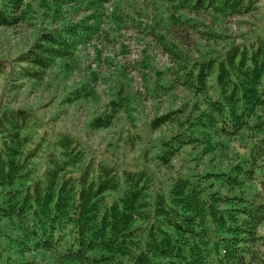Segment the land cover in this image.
Listing matches in <instances>:
<instances>
[{
	"label": "trees",
	"instance_id": "trees-1",
	"mask_svg": "<svg viewBox=\"0 0 264 264\" xmlns=\"http://www.w3.org/2000/svg\"><path fill=\"white\" fill-rule=\"evenodd\" d=\"M261 7L260 24L244 35L214 28ZM71 12L81 17L69 20ZM22 23L34 32L28 49L0 62V78L10 69L0 109V264H264V0H0V28ZM176 26L217 46L199 45L194 56L170 36ZM128 31L169 57L158 70L142 52L150 99L183 91L178 108L142 121L149 135L169 128L144 142L142 157L149 149L167 166L176 156L187 170L174 179L118 165L74 134L60 132L43 150L44 121L8 105L22 82L41 87L51 72L81 68L82 47L103 40L122 51ZM111 82L93 131L134 122L140 96L129 80ZM96 97L84 79L64 88L61 112Z\"/></svg>",
	"mask_w": 264,
	"mask_h": 264
},
{
	"label": "rangeland",
	"instance_id": "rangeland-1",
	"mask_svg": "<svg viewBox=\"0 0 264 264\" xmlns=\"http://www.w3.org/2000/svg\"><path fill=\"white\" fill-rule=\"evenodd\" d=\"M262 7L256 12L232 17L223 25L213 27L219 29L221 33L231 39L244 35L260 24ZM80 17V13L71 12L68 19L78 20ZM200 19L204 26L211 27L209 19H203L202 17ZM170 36L194 56L201 50L199 45L207 48L217 46V43L207 42L193 31L184 30L178 26L171 28ZM33 37L32 25L28 23L18 24L10 28H0V62H8L26 51ZM122 42L124 46L122 51L119 49V45L114 44L111 46L103 40L80 48L78 51L80 53L79 60L76 65L80 64L81 68H74L70 73H67V70L51 72L50 79H47L41 87L33 86L28 80L22 82L21 86L11 93L8 105L31 109L39 119L44 121L50 134L44 142L43 150L53 146L55 139L61 136L60 132L74 134L83 140L93 152L118 165L141 166V164H146L160 180L174 179L178 174L187 170V168H180L182 161L176 159V156L167 166L151 159L149 149L145 162L142 157V153L146 149L144 142L147 144L150 138H156L160 132L167 133L169 128H158L149 135L144 127L146 124L142 121L153 116L158 117L171 108H178L184 96L183 91L176 89L173 95L169 97L162 96L163 98L153 102L148 96L142 80V74L146 75V70L141 66L144 57L142 52L146 50L149 54L147 62H150L153 58L155 59L158 70H164L169 65L168 54L164 53L161 47L153 44L150 38L135 36L133 31L125 32ZM111 62H113V65L124 68L125 74L123 76L115 74ZM8 74L5 80L0 78L1 107L5 102L8 90L10 69ZM84 79H88V83L93 87L97 97L85 104L68 107L61 112L64 107L60 106L59 102L64 96V88L73 87L83 82ZM111 80L121 83H125L127 80L130 81L132 90L140 96L139 105H137L138 111L132 113L135 118L133 119L134 122H130L129 119L124 117L109 131L100 129L93 131L89 128L88 122L92 114L104 109L107 99L111 97V94L109 96L104 94L108 92V86L112 88L113 83ZM51 120L53 122H50ZM41 134L39 133V135ZM137 134L141 136L142 141L137 140L135 137ZM129 135L134 136V139H131ZM47 143H49V146H47ZM37 157L41 162L44 160L39 155Z\"/></svg>",
	"mask_w": 264,
	"mask_h": 264
},
{
	"label": "water",
	"instance_id": "water-1",
	"mask_svg": "<svg viewBox=\"0 0 264 264\" xmlns=\"http://www.w3.org/2000/svg\"><path fill=\"white\" fill-rule=\"evenodd\" d=\"M6 89V88H5ZM4 93H5V91H4ZM0 107H1V101H0Z\"/></svg>",
	"mask_w": 264,
	"mask_h": 264
}]
</instances>
